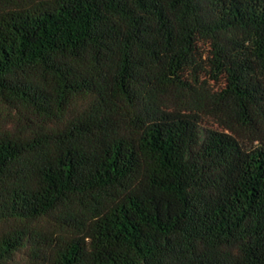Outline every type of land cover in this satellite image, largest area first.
I'll list each match as a JSON object with an SVG mask.
<instances>
[{"label": "trees", "instance_id": "1", "mask_svg": "<svg viewBox=\"0 0 264 264\" xmlns=\"http://www.w3.org/2000/svg\"><path fill=\"white\" fill-rule=\"evenodd\" d=\"M0 264H264V0H0Z\"/></svg>", "mask_w": 264, "mask_h": 264}]
</instances>
